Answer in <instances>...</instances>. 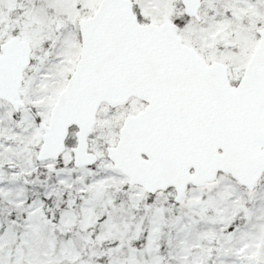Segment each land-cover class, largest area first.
<instances>
[{
	"label": "snow or ice",
	"instance_id": "1",
	"mask_svg": "<svg viewBox=\"0 0 264 264\" xmlns=\"http://www.w3.org/2000/svg\"><path fill=\"white\" fill-rule=\"evenodd\" d=\"M0 264H264V0H0Z\"/></svg>",
	"mask_w": 264,
	"mask_h": 264
}]
</instances>
